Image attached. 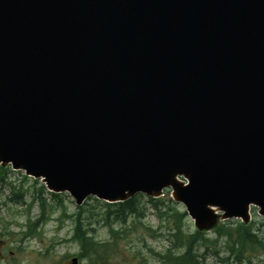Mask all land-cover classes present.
<instances>
[{"label": "water", "instance_id": "1", "mask_svg": "<svg viewBox=\"0 0 264 264\" xmlns=\"http://www.w3.org/2000/svg\"><path fill=\"white\" fill-rule=\"evenodd\" d=\"M0 162L77 205L264 217V0H0Z\"/></svg>", "mask_w": 264, "mask_h": 264}, {"label": "rangeland", "instance_id": "2", "mask_svg": "<svg viewBox=\"0 0 264 264\" xmlns=\"http://www.w3.org/2000/svg\"><path fill=\"white\" fill-rule=\"evenodd\" d=\"M0 166L7 169L5 182L0 181V264H72L73 257H78L79 264H91L90 259L80 257L81 244L73 239L75 220L82 207H94V213L98 215L91 224L84 221L86 226L95 231L90 235L111 244L109 249L108 246L104 248L109 256L106 264H165L161 257L168 253V249L171 248L173 254L184 253L186 246H174L176 238L169 235L175 233L174 221L168 219L166 214L160 217L161 211L165 213L169 208L183 214L181 221L185 234L200 231L203 237L210 240L209 244L199 242L194 248L200 264H238L232 257L224 261L230 256L225 238L214 242L218 236L216 227L229 221L223 219V211L219 212L215 225L200 230L184 203L173 198L171 187L165 188L160 195L164 199L161 211L149 201L150 196L137 194L140 211L129 213L124 223L108 225L104 221L105 201L96 196H89L79 206L69 192L59 193L55 197L41 180L27 175L24 170H14L11 165L1 162ZM179 180L184 181L181 177ZM19 189H23L21 200H11L10 197ZM42 199L45 209L41 207ZM86 215L84 212V218ZM250 215L251 219L247 223L235 217L229 222L252 225L259 239L264 242V217L260 215L259 207L251 205ZM30 225L39 233L37 236H30ZM111 228L121 231L123 237H114L110 233ZM244 254L245 259L241 264H264L262 247L249 246Z\"/></svg>", "mask_w": 264, "mask_h": 264}, {"label": "trees", "instance_id": "3", "mask_svg": "<svg viewBox=\"0 0 264 264\" xmlns=\"http://www.w3.org/2000/svg\"><path fill=\"white\" fill-rule=\"evenodd\" d=\"M7 178V169L3 166H0V181L5 182ZM55 197H58L56 194H52ZM23 196V189H19L18 192H15L12 197H10L13 201H20ZM137 195L132 197L124 202L118 203H107L104 202L103 206L105 208L104 212V221L108 225H112L113 223H124L129 216V213H136L140 211L139 201L137 199ZM39 198H41V194H39ZM149 201L152 205L159 211H161L160 206L164 205V199L158 198H149ZM41 207L45 209L44 200H41ZM101 207V206H100ZM94 207L90 208H80V211L76 217V227L73 235V239L79 241L81 244V258H87L92 261L91 264H106L108 262L109 256L107 252L105 253L104 248L108 246L110 248V243H103L95 239L94 235H90V233H94V229L89 228L84 224V221L87 220L89 224H91L92 220L95 216ZM84 212L87 215L84 218ZM163 214L167 215L168 219H172L174 221V229L175 233H169L170 236L176 238L174 246H186V251L183 254H173L171 249L168 250V253L161 258L164 260L165 264H200L197 260V255L194 252V248L198 245L199 242L206 245L210 243V240L203 237V233L197 231L192 234H185L183 232V225L181 218L183 216L182 213L178 212L176 209L169 208L165 213L161 211L160 217L162 218ZM171 214V215H170ZM96 217V218H97ZM95 218V219H96ZM94 219V220H95ZM39 221V220H38ZM112 227V226H111ZM217 239L214 242H218L222 238H225L226 248L230 253V256L224 259L227 261L229 258H233L238 264H241L245 259L244 251L248 249L249 246L257 245L264 249V242L259 239L258 233L253 229L252 225H246L244 223L238 222L237 224H232L231 222L220 223L216 229ZM29 232L32 236H36V230L30 225ZM110 233L114 237H123L121 231L112 229ZM153 236L155 234L153 233ZM107 249V250H108ZM106 250V251H107ZM157 255H160L159 253Z\"/></svg>", "mask_w": 264, "mask_h": 264}, {"label": "bare ground", "instance_id": "4", "mask_svg": "<svg viewBox=\"0 0 264 264\" xmlns=\"http://www.w3.org/2000/svg\"><path fill=\"white\" fill-rule=\"evenodd\" d=\"M212 209L215 211V213L218 216L219 212L221 211L220 208L218 206H213Z\"/></svg>", "mask_w": 264, "mask_h": 264}]
</instances>
